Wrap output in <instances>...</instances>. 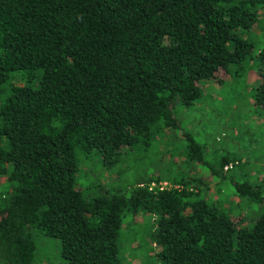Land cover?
Returning <instances> with one entry per match:
<instances>
[{
  "label": "trees",
  "instance_id": "obj_1",
  "mask_svg": "<svg viewBox=\"0 0 264 264\" xmlns=\"http://www.w3.org/2000/svg\"><path fill=\"white\" fill-rule=\"evenodd\" d=\"M261 9L264 0H0V264H34L40 232L60 239L62 264H120L124 219L140 211L153 216L156 264H264V185L235 179L226 157L208 160L175 112L223 74L248 72L264 104V47L250 35ZM168 129H181L184 161L228 176L258 207L250 225L200 196L199 177L174 171L82 187L80 155L112 167L149 148L140 158L153 161Z\"/></svg>",
  "mask_w": 264,
  "mask_h": 264
},
{
  "label": "rangeland",
  "instance_id": "obj_2",
  "mask_svg": "<svg viewBox=\"0 0 264 264\" xmlns=\"http://www.w3.org/2000/svg\"><path fill=\"white\" fill-rule=\"evenodd\" d=\"M263 11V12H262ZM259 28L250 32L256 45L264 47V10L261 9ZM226 80L219 83L214 79L202 81L203 93L199 100L191 105L177 103L175 112L181 129L190 130L204 147L208 160L218 164L221 157L228 159L227 167L236 179L264 185V104L253 101L251 79L248 72L238 78L225 74ZM19 80V79H18ZM251 80V81H250ZM253 85V83H252ZM177 129L175 135L171 129L165 130L160 139L157 156L153 161L140 158L149 151L133 150V155L125 157L121 164L106 167L97 153L80 155L79 164L82 187H90L95 192L115 189L129 185L142 174H170L173 171L186 178L199 177L200 193L235 218L241 224L250 225L259 212L257 206L238 196L230 183V178H216L208 174L205 168L189 164L182 159L185 139ZM163 139V140H162ZM162 141V142H161ZM167 163L170 165L167 166ZM180 164L179 166H176ZM166 169V170H165ZM166 171V172H165ZM171 185L166 179L161 180ZM189 185V184H188ZM153 216L140 211L124 219L120 232V264H156L155 244L149 238L153 226ZM34 264H62L60 239L44 233H35Z\"/></svg>",
  "mask_w": 264,
  "mask_h": 264
},
{
  "label": "built area",
  "instance_id": "obj_3",
  "mask_svg": "<svg viewBox=\"0 0 264 264\" xmlns=\"http://www.w3.org/2000/svg\"><path fill=\"white\" fill-rule=\"evenodd\" d=\"M165 184V183H164Z\"/></svg>",
  "mask_w": 264,
  "mask_h": 264
}]
</instances>
